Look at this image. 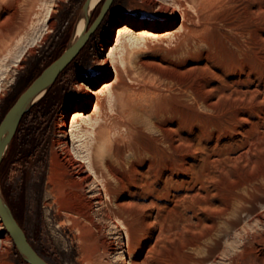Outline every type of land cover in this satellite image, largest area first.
<instances>
[{"label": "rangeland", "instance_id": "374dc122", "mask_svg": "<svg viewBox=\"0 0 264 264\" xmlns=\"http://www.w3.org/2000/svg\"><path fill=\"white\" fill-rule=\"evenodd\" d=\"M207 1V5L187 4L192 16L187 25L197 22L199 29L187 32L174 31L180 16L172 19L163 14L158 20L143 21V16L154 14L155 6L114 0L106 23L89 45L84 69L66 73L22 121L15 142H10L3 157L0 186L30 244L51 264L83 262L72 232L60 229L61 217L47 205L49 153L60 138L61 115L77 107L79 83L82 78L91 81L102 75L94 74L95 59L104 57L113 46L114 65L123 83L114 80L115 75L109 77L114 82L104 90L103 108L92 115L99 126L107 122L103 130L108 129L105 135L109 136L104 138L110 143L100 148L107 154L99 168L118 205L116 215L132 235L130 260L134 264H174L187 253L202 255L218 240L215 264H228L230 256L237 264H264V0ZM84 2L0 0V121L62 52L60 38L82 13ZM49 4L51 11L44 20ZM125 21L133 24L132 36L143 25L158 31L170 28L176 35L147 41L121 35L119 43L114 35L105 50L110 28ZM200 29L205 30L199 33ZM120 53L125 56L123 65L118 62ZM120 98L123 105L118 103ZM123 100L132 101L127 103L130 107ZM79 103L92 111L93 107ZM126 123L133 129L127 130ZM91 136L85 141L93 147L98 143ZM98 223L102 237L114 241L116 229L105 221ZM0 234V264H23L3 226ZM118 251V245L112 244L104 260L123 264Z\"/></svg>", "mask_w": 264, "mask_h": 264}, {"label": "bare ground", "instance_id": "6f19581e", "mask_svg": "<svg viewBox=\"0 0 264 264\" xmlns=\"http://www.w3.org/2000/svg\"><path fill=\"white\" fill-rule=\"evenodd\" d=\"M102 1L103 0H89L88 7L86 8L85 11H83L81 13V15L78 17V19L75 23L74 32H73V35L75 37H77L79 34H81L83 29L85 28L87 18L89 16V13L91 12V10L94 11V9ZM131 1L135 4H138V5L143 4L144 2H148L151 5L155 6L154 14L149 15V17L143 16L141 19L143 21H146L149 19L150 20H158V19L162 18L161 16L163 14L169 15L172 19H175L178 16H180L181 20L179 22L177 29L174 31H177V30H186V31L187 30L188 31L195 30L196 31L197 22L193 26H190V24L192 25V23L187 25V21L192 20V16L190 14L191 12L189 13V11L187 10V8H190V6L187 8H186V6H187V4H194L195 6H198L201 2L205 3L207 0L206 1L205 0H131ZM208 1H210V3H211L212 0H208ZM213 1H215V0H213ZM212 3H214V2H212ZM205 4L207 5L209 3H205ZM49 5L46 9V12L44 15V20L48 19L50 11H51V7H52L51 5L52 4L50 6ZM201 5H204V4H201ZM191 8H192V6H191ZM203 8H204V6L202 7V9ZM213 9H215V8H213ZM194 10H195V8H194ZM206 10L207 9H205V11ZM198 13H200V12H198ZM208 13L211 14L210 16H212V14H213V13H210L209 11H208ZM192 14H195V13H192ZM206 14H207V12H206ZM209 14H208V16H209ZM194 16L196 17V15H194ZM201 17L203 19L206 18L203 15H201ZM199 18H200V16H199ZM219 18H221V17H219ZM201 22H205V19H204V21H201ZM188 23H189V21H188ZM204 25H207V24H204ZM131 28H133V24L131 25L126 21L120 23L119 25L114 23L113 26L110 28L108 36H107L105 43L103 45L104 49L107 50L106 48H108L107 47L108 44L113 41L114 35H116V37H115L116 43L117 42L119 43V39H120L121 35H125L128 38L134 37V39H132L133 41H137V40L147 41L151 37L157 38L158 40H165L168 37L171 38V36L176 35L173 31L170 30V28L164 29L162 31H158V30H156L157 28H152V27H148L146 25H143L142 27L138 28V31H136L135 36H132L133 31ZM201 29H200L199 33L201 31L203 32L205 30V29H203V30H201ZM207 29H208V27H207ZM198 30L199 29H197V32H198ZM172 38H174V37H172ZM116 43H114V45L118 46V44H116ZM181 44H182V42H181ZM113 47L109 48V50L106 52V54H104V57L95 59L96 67L93 68L94 74L102 73V75L100 77L95 75V77H93L91 81L86 79V78H82L83 82L79 83V88L77 87L79 90H78V93L76 95V100L74 102L77 104L76 109L72 110L69 113H63L61 115L60 120H59V124L57 125L59 127L60 138H58L56 140L55 147H53V149L49 153V155H50L49 164L50 165H49V167H47V168H49V175L47 177V182L45 183V185L47 184V186H45L46 187L45 193L47 192L46 194H47L48 198L50 199V202H48L47 205L49 206V208L54 209L55 213L61 217V219L58 221V226L60 227V229L63 231L65 229H68L70 232H72L73 239H75L77 245L81 249V254H82L81 255V261L83 262V264H110L109 261H105L104 259L108 255L109 250H111L112 244H115V243L118 245V248H119L117 257H121L125 260L123 264H134L130 260V255H131L130 251L134 245L132 243V235L130 233V230L124 226L123 221L116 215L115 207H118V205L115 202H113V200L111 199V190L108 187V185L103 182L101 171L99 168L100 164H101L100 166L102 167L106 163L105 162V154H107V153L104 154V152H102L103 150L101 151L100 148H102L103 146L105 147L107 144L110 143V142H108L109 140L106 141L108 139V137H107V139L104 138L105 136L108 135V133H107V135H105L106 132H109L108 129L106 131L103 130V128L105 127L107 122H106V124H104V127H103V125L99 126L100 122H98L97 118L94 117L95 115L94 116L92 115V113H94L95 111L103 108L102 95H104V90L107 91L108 88L113 84L115 79H117L121 83H123L121 81L120 76H119V71L114 65L116 58L113 57V52H114ZM23 51H24V49L21 50L15 56V60H14L15 62H17L21 59V57L23 55ZM122 55L123 54H121L120 57L118 56L119 59L117 58L119 64L121 63L120 65H123L125 62L124 61L125 56H122ZM110 65H112L113 68H111ZM113 75H115V77H113L114 80L111 81V79H109V77L113 76ZM106 78H108V79H106ZM84 82H87V84H85ZM239 82H240V76L238 77L236 83H239ZM96 84L101 85L99 89L94 88V86ZM41 95H42V93L36 97L35 101L38 100ZM80 101H83L86 106L89 105V106L93 107L92 111L89 112L88 110L86 111L85 109H83L84 108L83 106L80 107L79 106ZM124 101H126V100H123V102ZM119 102L122 104L121 98H120V101L118 99V103ZM129 102L126 101L124 103H126V105H128L127 103H129ZM131 103H132V101L130 102V104ZM130 104L128 105L129 107H130ZM124 106H125V104H124ZM133 108H131V109H133ZM122 111H124V110H122ZM101 112L104 113V111H100V113ZM130 112H132V111H130ZM126 113H127V111H126ZM134 113L136 114V112H133L132 115H134ZM130 114L131 113H129V116H130ZM129 116H125V117H129ZM105 118H107V117H105ZM114 118L115 117H113V119ZM111 119H112V117H111ZM118 119H120V118H118ZM68 120H69V124L67 123ZM120 120H122V119H120ZM107 121H109V120H107ZM130 121L132 122V119ZM122 122L123 121H121V123ZM102 123H105V122L103 121ZM84 124L86 126H84ZM111 125H112V123H111ZM67 126H68V129H64V128H67ZM97 126H99V128H97ZM115 127H118V126H115ZM126 127H127V130L131 129V124L126 123ZM96 128H97V130H96ZM108 128H113V127L108 126ZM121 128H122V126H121ZM121 128H120V130H121ZM123 129L125 130L124 127H123ZM130 131H127V133ZM132 132H134V131H132ZM132 132H130V133H132ZM93 134L95 136V139L97 138L96 143H98V144H96L95 146L92 147L90 144H88L85 141V137L87 135L91 136ZM122 136H121V138H122ZM248 137H249V135H248ZM91 138H92V136H91ZM125 138L123 140H125ZM118 139L116 141H118ZM123 142H125V141H123ZM244 142H245V140H244ZM108 147L109 146H107L106 148H108ZM114 147L116 148L117 145ZM108 152L110 153V150ZM109 155L111 156V154H109ZM119 156L122 157L121 155H119ZM112 158L114 160V157H112ZM120 160H121V158H120ZM120 164H121V162H120ZM261 181L262 180H260V182ZM35 187H36V189H38V187H39V184L37 182L35 183ZM114 193H116V192L114 191ZM198 193H200V192H198ZM113 199H114V197H113ZM255 200H257V199H255ZM37 202H38V200H37ZM254 203H256V202H254ZM255 213L257 214V212H255ZM255 213H254V215H255ZM53 216H54V214H53ZM213 217L214 216H211V218H213ZM98 221H105L107 223V225H109V227L112 226L113 228L116 229V233L114 235V239H115L114 241L110 242V241H107L106 239H104L102 237V234H101L102 226L99 225ZM2 226H3V223H2L1 218H0V229L2 228ZM213 232L214 231H212V233ZM8 236H10V235H8ZM68 238H70V237H68ZM4 240H6V239H4ZM2 242H3V238H2V235L0 234V244ZM62 242H64V241H62ZM71 244H73V243H71ZM193 244H196V242ZM208 244H209V242H208ZM204 245H206V244H204ZM135 248H137V247H135ZM116 249L117 248H114V250H116ZM194 251H197V250H194ZM219 251H220L219 250V241L216 240L214 242V245L208 246L202 255H194L196 252L193 254L187 253L185 255V259L178 260L174 264H215L216 258L218 257V254H219ZM40 256L48 264H51L48 261V259H46L42 255H40ZM115 260H116V258H115ZM115 260L112 259V261H115ZM151 261H152V259H151ZM228 261H229L228 264H237L235 258H233L232 256H230L228 258ZM23 262H24L23 264H29L28 262H25V261H23ZM218 262H220V261H218ZM146 263H147V261H146Z\"/></svg>", "mask_w": 264, "mask_h": 264}, {"label": "water", "instance_id": "95a60500", "mask_svg": "<svg viewBox=\"0 0 264 264\" xmlns=\"http://www.w3.org/2000/svg\"><path fill=\"white\" fill-rule=\"evenodd\" d=\"M113 2L114 0H103L96 17L92 21L91 15L93 10H91L87 18L85 28L77 37L73 35L75 23L78 19L76 18L72 26L70 37L63 51L42 69L38 76L17 97V99L6 111L0 121V163L24 115L46 96L58 76L80 53L82 48L87 44L91 35L100 26ZM88 3L89 0H85L82 12L88 7ZM41 93L42 95L40 98L35 101L36 97ZM0 218L5 230L10 235L18 254L23 261L28 262L29 264H48L30 244L24 230L18 223L9 204L7 203L2 193L1 186Z\"/></svg>", "mask_w": 264, "mask_h": 264}, {"label": "trees", "instance_id": "16d2710c", "mask_svg": "<svg viewBox=\"0 0 264 264\" xmlns=\"http://www.w3.org/2000/svg\"><path fill=\"white\" fill-rule=\"evenodd\" d=\"M99 7V5L94 9V11H93V16H92V19H91V21L96 17V14H94L95 13V11L97 10V8ZM112 11V8H110L109 9V11L107 12V14L105 15V17H104V19H103V21L101 22V24H100V26L98 27V29L91 35V37L89 38V40H88V42H87V44L82 48V50L80 51V53L76 56V58L65 68V70L58 76V78L56 79V81L54 82V84H53V86L56 84V83H58L60 80H61V78L66 74V73H68V72H73V71H75V72H78V71H81V70H83L84 69V67L86 66V63H87V54L89 53L88 52V48H89V45H90V43L96 38V35L99 33V31H100V29L103 27V24L104 23H106V21H107V19H108V17H109V15H110V12ZM72 26H73V24H71L70 26H69V28L67 29V32H66V36H65V39H64V41H63V45H61L60 46V50H59V52L60 51H63V47L66 45V43H67V41H68V39H69V35H70V33H71V30H72ZM59 52H58V54H59ZM52 86V87H53ZM51 87V88H52ZM50 88V89H51ZM50 91V90H49ZM48 94V93H47ZM47 94H46V96H47ZM46 96L40 101V102H38L37 104H35L25 115H24V117L22 118V120H21V122H20V124H19V126H18V129H17V131H16V133H15V135H14V137L12 138V144L15 142V140H16V138H17V135H18V133H19V129H20V126H21V123H22V121L26 118V117H28L29 115H30V113H31V111L33 110V109H35V108H38L39 107V105L42 103V101L46 98ZM3 161H4V159L2 160V162H1V164H0V176H1V167H2V164H3ZM0 180H1V177H0ZM16 249V248H15ZM24 263V262H23Z\"/></svg>", "mask_w": 264, "mask_h": 264}, {"label": "flooded vegetation", "instance_id": "af4514ba", "mask_svg": "<svg viewBox=\"0 0 264 264\" xmlns=\"http://www.w3.org/2000/svg\"><path fill=\"white\" fill-rule=\"evenodd\" d=\"M66 32H67V30H66ZM66 32H64L65 34L62 36V38H60L61 45H63V44H64V43H63V41H64V39H65L64 37L66 36ZM61 45H60V46H61Z\"/></svg>", "mask_w": 264, "mask_h": 264}]
</instances>
